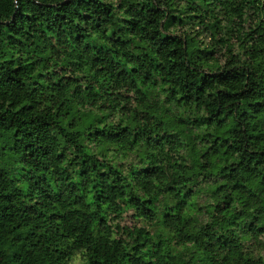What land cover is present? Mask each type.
I'll return each mask as SVG.
<instances>
[{"label":"trees","instance_id":"1","mask_svg":"<svg viewBox=\"0 0 264 264\" xmlns=\"http://www.w3.org/2000/svg\"><path fill=\"white\" fill-rule=\"evenodd\" d=\"M77 257L264 264V0H0V264Z\"/></svg>","mask_w":264,"mask_h":264},{"label":"rangeland","instance_id":"2","mask_svg":"<svg viewBox=\"0 0 264 264\" xmlns=\"http://www.w3.org/2000/svg\"><path fill=\"white\" fill-rule=\"evenodd\" d=\"M122 225L123 226H128V227H146L148 230H153V228L151 226H149L148 224H146L145 222L142 221H138L137 219L134 218L133 216V212L128 211L125 213L123 220H122ZM82 261L80 260V257H77L73 264H81Z\"/></svg>","mask_w":264,"mask_h":264}]
</instances>
